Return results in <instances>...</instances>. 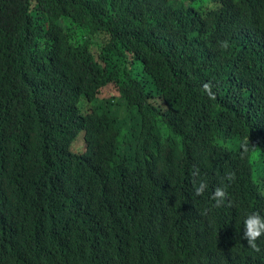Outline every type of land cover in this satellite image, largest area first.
Here are the masks:
<instances>
[{
  "label": "trees",
  "instance_id": "1",
  "mask_svg": "<svg viewBox=\"0 0 264 264\" xmlns=\"http://www.w3.org/2000/svg\"><path fill=\"white\" fill-rule=\"evenodd\" d=\"M253 155L264 0H0V264H264Z\"/></svg>",
  "mask_w": 264,
  "mask_h": 264
},
{
  "label": "clouds",
  "instance_id": "2",
  "mask_svg": "<svg viewBox=\"0 0 264 264\" xmlns=\"http://www.w3.org/2000/svg\"><path fill=\"white\" fill-rule=\"evenodd\" d=\"M208 85H205L207 88ZM241 147L245 152L248 151L247 139L240 141ZM226 178L231 181L233 179L232 172H226ZM208 187L207 182L201 179L198 184L194 187V192L196 195L204 193ZM227 185L217 186L212 193V199L214 200L215 206L223 205L228 197ZM230 202V201H229ZM243 232L241 239H246L247 246L253 250L258 251V239L264 237V214H261L259 210H252L247 212L242 221Z\"/></svg>",
  "mask_w": 264,
  "mask_h": 264
},
{
  "label": "rangeland",
  "instance_id": "3",
  "mask_svg": "<svg viewBox=\"0 0 264 264\" xmlns=\"http://www.w3.org/2000/svg\"><path fill=\"white\" fill-rule=\"evenodd\" d=\"M76 147H78L80 149H83L84 145L80 144V145H77ZM252 161H253L254 170H256L255 173H254L255 174V179L258 180L257 170L258 171L261 170L263 165H264V163L260 162V160L257 158V156H254ZM262 174L263 173H261L260 175H262Z\"/></svg>",
  "mask_w": 264,
  "mask_h": 264
},
{
  "label": "bare ground",
  "instance_id": "4",
  "mask_svg": "<svg viewBox=\"0 0 264 264\" xmlns=\"http://www.w3.org/2000/svg\"><path fill=\"white\" fill-rule=\"evenodd\" d=\"M232 89V88H231ZM208 91V90H207ZM259 92V91H258ZM167 141V140H166ZM257 146V145H256ZM255 146V147H256ZM260 148V147H259ZM258 152V151H257ZM261 151H259V153H260ZM255 153H256V151H255ZM254 156V155H253ZM121 157V156H120ZM253 158V157H252ZM247 171V170H246ZM264 181V180H263ZM236 198V197H235ZM240 198V197H239ZM238 199V198H237ZM245 201V200H244ZM235 210V209H234ZM242 212V211H241ZM232 213V212H231ZM243 213V212H242ZM242 216V215H241ZM244 217V216H243ZM231 220V219H230ZM155 222V221H154ZM175 230V229H174ZM153 233V232H152ZM179 233V232H178ZM174 235V234H173ZM235 236V235H234ZM150 237V236H149ZM153 238V237H152ZM156 238V237H155ZM145 239V238H144ZM181 241H183V240H181ZM191 242V241H190ZM238 244V243H237ZM234 246V245H233ZM238 248V247H237ZM197 251H200V250H197ZM173 252V251H172ZM123 253V252H122ZM127 255V254H126ZM240 255V254H239ZM246 257V256H245ZM130 258V257H129ZM173 258V257H172ZM192 258V257H191ZM163 259V258H162ZM243 260H245V259H243ZM127 261V260H126ZM220 263V262H219ZM240 264V263H239Z\"/></svg>",
  "mask_w": 264,
  "mask_h": 264
}]
</instances>
